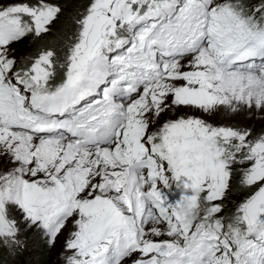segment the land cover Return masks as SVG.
Wrapping results in <instances>:
<instances>
[{
  "label": "snow or ice",
  "instance_id": "snow-or-ice-1",
  "mask_svg": "<svg viewBox=\"0 0 264 264\" xmlns=\"http://www.w3.org/2000/svg\"><path fill=\"white\" fill-rule=\"evenodd\" d=\"M50 254L264 264V0H0V264Z\"/></svg>",
  "mask_w": 264,
  "mask_h": 264
},
{
  "label": "rangeland",
  "instance_id": "rangeland-1",
  "mask_svg": "<svg viewBox=\"0 0 264 264\" xmlns=\"http://www.w3.org/2000/svg\"><path fill=\"white\" fill-rule=\"evenodd\" d=\"M81 2V1H80ZM80 4H78V5H76V6H79ZM55 30V29H54ZM25 43H27V42H25ZM20 48H21V50H23V48H24V45H20L19 46ZM179 198L178 197H175V198H173L171 201L172 202H175V200H178ZM37 258H41V257H39V254L37 253ZM43 259H46L48 262H49V264H51V262L52 261H55V259H56V257H55V255L54 254H50V255H47L46 257H43Z\"/></svg>",
  "mask_w": 264,
  "mask_h": 264
},
{
  "label": "trees",
  "instance_id": "trees-1",
  "mask_svg": "<svg viewBox=\"0 0 264 264\" xmlns=\"http://www.w3.org/2000/svg\"><path fill=\"white\" fill-rule=\"evenodd\" d=\"M81 3H82V0H66L67 7L70 10L73 9V8L79 7V6H76V5L81 4Z\"/></svg>",
  "mask_w": 264,
  "mask_h": 264
}]
</instances>
